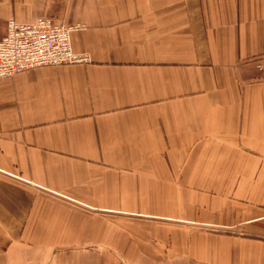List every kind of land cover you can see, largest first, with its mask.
<instances>
[{"label":"crops","instance_id":"crops-1","mask_svg":"<svg viewBox=\"0 0 264 264\" xmlns=\"http://www.w3.org/2000/svg\"><path fill=\"white\" fill-rule=\"evenodd\" d=\"M43 17L89 61L0 80V264H264V0H0V39Z\"/></svg>","mask_w":264,"mask_h":264},{"label":"built area","instance_id":"built-area-1","mask_svg":"<svg viewBox=\"0 0 264 264\" xmlns=\"http://www.w3.org/2000/svg\"><path fill=\"white\" fill-rule=\"evenodd\" d=\"M83 27L51 17L32 23L9 20L0 39V80L40 67L87 63L89 55L76 53L71 39L72 33Z\"/></svg>","mask_w":264,"mask_h":264},{"label":"rangeland","instance_id":"rangeland-1","mask_svg":"<svg viewBox=\"0 0 264 264\" xmlns=\"http://www.w3.org/2000/svg\"><path fill=\"white\" fill-rule=\"evenodd\" d=\"M160 221H162V220H160ZM202 227H204L202 229L212 228L211 226H202ZM139 252H144V250H141ZM112 259L113 258L106 257L105 258V264H112ZM118 259H119L120 264H158V262H160L159 257H147V256L120 257Z\"/></svg>","mask_w":264,"mask_h":264}]
</instances>
